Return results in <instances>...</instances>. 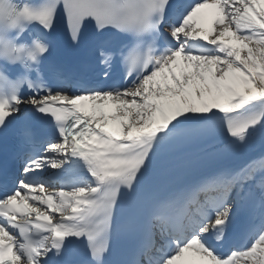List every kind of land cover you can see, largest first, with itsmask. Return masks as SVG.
Masks as SVG:
<instances>
[{"label": "snow or ice", "instance_id": "obj_1", "mask_svg": "<svg viewBox=\"0 0 264 264\" xmlns=\"http://www.w3.org/2000/svg\"><path fill=\"white\" fill-rule=\"evenodd\" d=\"M10 143L0 264H264V0H0Z\"/></svg>", "mask_w": 264, "mask_h": 264}, {"label": "bare ground", "instance_id": "obj_2", "mask_svg": "<svg viewBox=\"0 0 264 264\" xmlns=\"http://www.w3.org/2000/svg\"><path fill=\"white\" fill-rule=\"evenodd\" d=\"M207 22H208L207 17L202 18L201 23L207 24ZM109 110H111V105L109 106Z\"/></svg>", "mask_w": 264, "mask_h": 264}]
</instances>
